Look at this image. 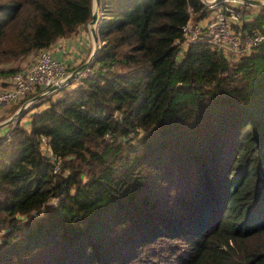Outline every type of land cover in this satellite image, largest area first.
Listing matches in <instances>:
<instances>
[{
	"label": "trees",
	"instance_id": "16d2710c",
	"mask_svg": "<svg viewBox=\"0 0 264 264\" xmlns=\"http://www.w3.org/2000/svg\"><path fill=\"white\" fill-rule=\"evenodd\" d=\"M91 3L0 0V75L86 27ZM96 12L87 73L0 132V264H264V6L233 61L179 50L200 0Z\"/></svg>",
	"mask_w": 264,
	"mask_h": 264
},
{
	"label": "built area",
	"instance_id": "2783aa9c",
	"mask_svg": "<svg viewBox=\"0 0 264 264\" xmlns=\"http://www.w3.org/2000/svg\"><path fill=\"white\" fill-rule=\"evenodd\" d=\"M200 1L208 12L197 22H185L182 39L178 43L179 50L190 42L202 40L225 59L233 61L248 53L263 39L255 31L246 33L241 30L243 9L246 8L242 0ZM87 71L86 63L74 72L73 77H83ZM69 74L65 64L53 57L47 48H39L25 66L7 75L6 86L0 88V104L20 101L23 107H27L32 102L30 97L35 90L41 91L52 84L61 87L67 83ZM39 147L45 155L49 154V147L43 137H40Z\"/></svg>",
	"mask_w": 264,
	"mask_h": 264
},
{
	"label": "crops",
	"instance_id": "0c3cea01",
	"mask_svg": "<svg viewBox=\"0 0 264 264\" xmlns=\"http://www.w3.org/2000/svg\"><path fill=\"white\" fill-rule=\"evenodd\" d=\"M245 7L247 8L243 10L244 20L250 18L256 11L255 6L246 4ZM92 26H93L92 28H94L95 23ZM97 43L99 45V43H101V40L97 37L96 34H95V38L92 37L90 30H89V26L88 24H86V27H83V26L78 27L77 30L70 36L56 38L47 47V49L49 50L50 54L53 57H55L56 59L60 60L61 62L65 64L66 69H69L68 72H72L80 68L86 60L88 61L90 60L92 56V52L98 46ZM35 53H36V50L24 56L20 61L11 62L5 66L13 67L14 64H19L18 69H21L23 66H25V64H27L29 58H31ZM7 75L6 74L0 75V88L6 86L5 79ZM53 95L55 96L57 95V93ZM19 103L20 101L0 104V121L5 118H8V116L11 115L14 110L13 109L12 111H10V108L12 107L15 108V105L18 106ZM40 107H42V105H39V107L37 108H40ZM33 109L29 111H25L23 115L21 116L19 123H22L23 125L26 126L28 122V115ZM21 111H24V109H22ZM15 119H13V121ZM8 124L0 126V132L3 131Z\"/></svg>",
	"mask_w": 264,
	"mask_h": 264
},
{
	"label": "water",
	"instance_id": "95a60500",
	"mask_svg": "<svg viewBox=\"0 0 264 264\" xmlns=\"http://www.w3.org/2000/svg\"><path fill=\"white\" fill-rule=\"evenodd\" d=\"M242 2L245 3V4H248V5L255 6V7L264 6V0H242ZM94 7L96 8V0H92V3H91V15H90V19L87 22V24L89 26L90 33H91L93 38H95V33H94V28H92L93 27L92 25L95 23V21L97 19V17H96V9L94 10ZM87 62H88V60H86L83 63V65L80 68L76 69V70L81 69L83 66L86 65ZM76 70H74L72 72H69L70 74H69L68 78L73 76V74H74V72ZM59 87L60 86H55L53 84L49 85L48 87L44 88L43 90L39 91L38 93L32 95L30 97V100L34 101V100H36V99H38L40 97H43V96H45V95H47V94H49V93H51L53 91H56ZM22 107H23V104L19 105L13 113L15 114L19 110L21 111ZM12 121H13V117H12V114H11V116H9L8 118H5V119L0 121V126L6 125V124H8V123H10Z\"/></svg>",
	"mask_w": 264,
	"mask_h": 264
},
{
	"label": "rangeland",
	"instance_id": "374dc122",
	"mask_svg": "<svg viewBox=\"0 0 264 264\" xmlns=\"http://www.w3.org/2000/svg\"><path fill=\"white\" fill-rule=\"evenodd\" d=\"M95 9H96V8L94 7V10H95ZM96 17H97V12H96ZM99 44H100V43H99ZM97 45H98V43H97ZM92 53H93V52H92ZM19 61H20V60H19ZM15 65H17V67L19 66V64H14V66H15ZM18 68H19V67H18ZM18 68H16V69H18ZM67 71H69V69H67ZM32 102H33V101H32ZM32 102H31V103H32ZM31 103H30V104H31ZM21 104H22V102H20V103L18 104V106L21 105ZM30 104H29V105H30ZM29 105H28V106H29ZM18 106L15 105L14 110H13V107L10 108V111L13 110V112H14L15 109H16ZM28 106H27V107H28ZM27 107H22V109L27 108ZM24 110H25V109H24ZM22 115H23V111H20V110H19L18 112H16L15 114L12 113V117H13V119H15L16 117L18 118V117H20V116H22ZM9 116H11V115H9ZM9 116H8V117H9Z\"/></svg>",
	"mask_w": 264,
	"mask_h": 264
},
{
	"label": "clouds",
	"instance_id": "9594fccd",
	"mask_svg": "<svg viewBox=\"0 0 264 264\" xmlns=\"http://www.w3.org/2000/svg\"><path fill=\"white\" fill-rule=\"evenodd\" d=\"M244 5H246V4L244 3ZM247 5H248V4H247ZM251 6H252V5H251ZM246 8H247V7H246ZM244 9H245V8H244ZM244 9H243V10H244ZM243 20H244V19H243ZM53 92H54V91H53ZM24 109H25V108H24Z\"/></svg>",
	"mask_w": 264,
	"mask_h": 264
}]
</instances>
